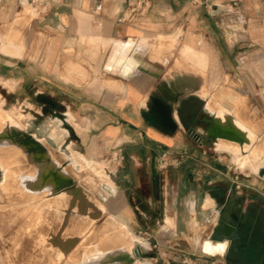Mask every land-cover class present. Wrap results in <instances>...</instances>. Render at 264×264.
I'll use <instances>...</instances> for the list:
<instances>
[{"label":"crops","instance_id":"1","mask_svg":"<svg viewBox=\"0 0 264 264\" xmlns=\"http://www.w3.org/2000/svg\"><path fill=\"white\" fill-rule=\"evenodd\" d=\"M233 1L202 0V6L194 7L189 0H151V8L127 24L117 18L126 11L128 0H44L43 7L32 0H0V48L10 41L24 44L21 55L0 49V79L17 85L26 79L41 80L66 101L75 100L78 115L90 117L91 130L97 132L91 142L87 138L84 143L87 154L97 143L98 150L116 149L114 159L120 157V163L171 160L184 163L190 176L192 167L199 164L226 176L222 165L201 157L199 150L206 136L218 140L211 135L214 117L205 114L210 113L207 104L196 94L203 76L194 70H177L180 57L170 56V49L159 38H173L168 45L178 42L173 50L191 57L183 67L203 68L215 55L224 67L230 68L231 62L239 67L242 51H264V0H243L232 8ZM29 7L34 16L25 25L26 42H20L16 39L20 27L12 24ZM229 35L235 41L227 39ZM69 64L80 72H68ZM68 103L61 102L64 109H69ZM133 148L143 154H130ZM104 156L112 157L107 152ZM196 168V186L207 188L201 215L206 221L213 214L209 232L204 238L197 237L196 244L211 257H224L228 251L211 254L204 252L203 244L222 217L235 219L247 227L245 241L259 252L241 264H264V227L259 226L264 210L257 213L242 199L232 203L235 194H242L241 186L244 193L246 188L264 190V178L239 182L237 176L227 175V181L217 183L208 171L198 173ZM188 205L192 222L200 226L195 196L189 197ZM249 209L253 211L250 215ZM157 222L167 223V219Z\"/></svg>","mask_w":264,"mask_h":264},{"label":"rangeland","instance_id":"2","mask_svg":"<svg viewBox=\"0 0 264 264\" xmlns=\"http://www.w3.org/2000/svg\"><path fill=\"white\" fill-rule=\"evenodd\" d=\"M33 16V10L29 7L16 17L17 20L12 25L20 27V32L17 38L15 37L18 41L26 42L25 25ZM159 39L161 45H167L165 48L170 49L168 50L170 56L180 57V61H177V70H194L203 76V80L198 82L199 90L196 94L207 106L210 104L211 109L218 113L223 122L233 119L239 131L248 140L239 138L236 133L232 137L217 138V141H212L207 136L204 138L205 144L199 149L203 152L201 157L205 156L210 162L222 165L224 171L221 170L226 176L201 164L197 168L192 167L193 175L190 176L185 170L184 163H173L171 160L170 162L162 160L155 164L120 163V157L114 159L116 149L98 150L97 143L93 152L87 154L84 143L87 138L91 142L97 132L91 130L90 117L78 115V105L75 100L66 101L65 97L61 98L57 90L41 80L26 79L25 82L17 85L14 81L0 79V126L3 128L0 131V141H5L4 144L7 145L5 151L8 150V153L1 152L6 157H3L4 165L7 166L12 181V194L8 195L2 190L4 173L0 167V264H8V260L5 259H7L6 253L11 250L13 244L10 239L17 237L16 227L23 226L30 214L18 209L26 202L23 195L33 190L38 193L47 188L50 189L47 195L51 196L50 198L70 197L72 211L64 229L74 240L72 247L63 258L59 262L52 260L50 264H81L92 253L104 254L107 248L119 244L124 237L125 228L147 244H127L130 247L129 252L112 257L110 260L112 264L119 262L120 264H235L226 256L211 257L203 253L200 245L195 242L197 237L204 238L209 232L211 228L209 220L213 214H208L206 221L201 215V202L207 194V188L205 184L196 186L194 172L195 168L198 173L208 171L217 183L227 181L228 176H237L238 180H236L239 182L258 177L264 178V163L256 170L258 163L252 159L254 152L247 151L251 147L256 151L260 150L261 154L262 151L264 153V51L246 53L242 51L239 67L232 62L230 68L224 67L221 59L215 55L207 59L205 67L191 69L182 66L183 63L189 64L191 57L184 56L182 50L181 54L178 50H173L178 48V42L171 47L168 44L173 42V38L161 36ZM227 39L231 42L235 41L230 35ZM235 39L238 40L236 36ZM218 42L222 44V40ZM20 45L24 47V44ZM237 54L239 52L230 56L234 58ZM224 56L227 57V54ZM67 70L70 73L80 72L73 64H69ZM61 102H69L68 106L72 107V111L70 107L64 109L65 106ZM213 105L216 109H213ZM205 114L214 117L208 111ZM58 127L67 132L62 131V138L55 139L51 135ZM231 139H236L240 144L237 154L221 149L222 140L236 148L237 143ZM230 140L233 142L231 143ZM10 144L17 145L13 147ZM8 148L15 154H10ZM106 152L112 157L107 159L104 156ZM80 153L86 159L99 164L101 169H87L84 164L75 163L73 157ZM129 153L143 154L141 149L137 148L129 150ZM61 174L70 182L59 190L54 184L56 177ZM32 176L43 178L40 180L43 182L41 190L28 185ZM195 186L198 193L196 195ZM243 189L241 186L238 191L242 194H235L232 197V203L236 204L242 199L251 203L257 213H261V210H264V190L257 192L246 188L248 192H245L247 194L245 197ZM191 196L197 199V217L200 226H195L192 222L188 205ZM262 214L264 215V212ZM217 217L218 212L213 217L214 225H217ZM159 218L165 221L167 219V223L157 222ZM117 220L124 226H119ZM173 223H176V226H173ZM112 224L113 226L117 224L119 231L123 230L120 231L123 234L122 238L121 234L116 233L118 226L115 225L117 226L115 229L112 228ZM1 249L5 251L2 252ZM133 249L135 252L136 250L140 252L137 258L133 256Z\"/></svg>","mask_w":264,"mask_h":264},{"label":"bare ground","instance_id":"3","mask_svg":"<svg viewBox=\"0 0 264 264\" xmlns=\"http://www.w3.org/2000/svg\"><path fill=\"white\" fill-rule=\"evenodd\" d=\"M180 38H181V34L178 35L179 40H180ZM23 48L24 47L20 44H13V43L8 42V44L7 43L3 44V46L0 49L3 50L4 52H7V53L13 54L14 52H16V53H20V55H21ZM11 49H14V51ZM206 107L210 111V113H212L214 115V126L211 130V135L213 137H215V138H220V137L222 138L225 136L232 137L236 133L237 136L239 135V138L241 137L244 140L247 139L239 131V129L236 126V123H235V121H233V119L232 120L228 119V121L223 122V120L218 115V113L214 112L211 109L210 104ZM214 108L216 109L215 106L213 107V109ZM226 108H227V106H226ZM230 112H231V110H230ZM3 113H5V112L3 111ZM6 114H7V112H6ZM18 116H20V115H18ZM9 120H11V119H9ZM15 122L17 123V121H15ZM2 124H3V121H2ZM11 124H12V122H11ZM19 124H20V122H19ZM0 125H1V121H0ZM15 125H17V124H15ZM2 127H5V126H2ZM0 128H1V126H0ZM2 130H3V128L0 129V131H2ZM62 131L67 132V131L63 130L62 128H59V127L55 128L53 130V133L51 136H53V138H55V139L62 138V136H63ZM228 137H227V141L229 139ZM223 139H225V138H223ZM231 140H235L234 142H236V143L238 142V141H236V139H231ZM219 141H220V139H219ZM227 141L222 140L223 145L221 146V149L228 150V151L232 152L233 154L239 153V150L237 148L240 149V144L237 143L236 145H238L239 147L237 146L236 148H233L232 147L233 145L228 143L229 141L228 142ZM246 141H248V140H246ZM4 142H3V140L0 141V143H1V145H0V147H1V150H0V167L4 173V178L2 181V187H3L2 190H4L9 195V194H12L11 193V189H12L11 182L12 181L10 178V173L7 170V166L4 165L3 157H5V156H3V155L6 154L5 152L8 153V150L5 151L6 150L5 147L7 145L4 144ZM6 142H7V140H6ZM232 142L233 141H231V143ZM8 144H9V142H8ZM2 145L4 146L3 148H5L4 150H2L3 149ZM10 145L15 147L17 144L15 146L12 144H10ZM234 146H235V144H234ZM17 147H19V146H17ZM8 149H10V148H8ZM17 150H19V148H17ZM1 151H3L4 154H2ZM11 151H13V150L10 149L9 153L13 154L14 152H11ZM247 151H250L252 153L254 152L252 159L257 161L258 167H256V170H258L259 166L262 163H264L263 151L261 154L260 150H259L260 151L259 152V151H256L254 149H251V147L248 148ZM246 153H248V152H246ZM241 156H242V154H241ZM73 158H75L74 159L76 161L75 163H81L82 165L84 164V166H86L85 168H87V169H90V168L96 169V170L101 169V166L99 164H96L94 161L92 162V161L86 159L84 157V155L81 153L78 154V156L73 157ZM254 169H255V165H254ZM33 172L35 173L36 171H33ZM100 173L103 174V171L101 172V170H100ZM41 179H43V178H41V177L35 178V176H32V178L29 179L28 185L33 187V188H39V190H41L43 187V182L40 181ZM56 179H57L56 184H54L56 189L61 190V189H63L64 186L69 185L70 181L68 179H66L62 174L58 175L56 177ZM25 191H27V190H25ZM33 191H30L27 194L23 195V198L26 202L24 203V205L22 207L18 208L19 211L23 212L25 210V211L29 212L30 214L28 215L27 219L25 218L26 223L23 226L20 225L21 226L20 228H19V226L16 227V229L18 228L17 229L18 232H16L17 234L15 232L14 233L16 234L17 237L14 239H10L13 242L11 250L9 249L10 251L8 253L5 252L6 256H7V259H5V260H8V264H50V262H52V260H56L57 262H59L60 259L63 258V255L65 253H67V251L72 247L71 245L74 242V240L69 237V235H68L69 232H66V230L64 229L66 227V222L70 219V214L72 211V209L70 208V206L72 205L71 199H69L70 197L64 198L62 196H55L54 199L50 198L51 196L50 197L47 196V195H49L48 192H50L49 188L45 189L44 191H40L38 193H35ZM20 197H22V196H20ZM74 210H76V209H74ZM71 217H72V215H71ZM117 222L120 224L119 226H121V227L124 226V224L122 222H120L118 220H117ZM217 223H218V217H217ZM115 225H117V224H115ZM115 225L113 226V224H112L111 225L112 228L115 227V229H116V227L118 225L117 226H115ZM119 226L117 229L118 231L116 233L119 235L121 234L120 235L121 238L123 237V234L120 231L124 230L123 239H121V240L118 239V240H120L119 244L115 247L107 248V250L104 252V254L97 253V252L92 253L90 256H87V258L84 259L81 262V264H112L110 261L112 257H115L118 254H124V253L127 254L129 252L130 247L127 246V244H130V243L132 245L136 244V243H140L143 245L147 244L144 241H142L141 239H139L136 235H134L129 229L125 228V229L119 231V229H120ZM16 229H15V231H16ZM117 234H115V235H117ZM111 237H112V235H111ZM8 239H6V240H8ZM8 241H6V242H8ZM229 244H230V240H228V239H224L222 241H219V240H213L211 237V238L207 239V241L203 244V248L205 249L204 252H208L211 254L226 253L229 249ZM6 247H8V246H6ZM1 251H2V249H1ZM3 251H5V250H3ZM132 251H133L134 258H137L139 256L140 252H138V250H136V252H135L134 249ZM3 258H5V257H3ZM119 264H120V262H119Z\"/></svg>","mask_w":264,"mask_h":264},{"label":"water","instance_id":"4","mask_svg":"<svg viewBox=\"0 0 264 264\" xmlns=\"http://www.w3.org/2000/svg\"><path fill=\"white\" fill-rule=\"evenodd\" d=\"M214 123L212 124L213 128ZM237 221L226 220L222 217L219 220L218 226L213 232L212 239L222 241L224 239L230 240L229 250L227 254L231 258L240 259V248L243 247V242L240 235L236 231Z\"/></svg>","mask_w":264,"mask_h":264},{"label":"built area","instance_id":"5","mask_svg":"<svg viewBox=\"0 0 264 264\" xmlns=\"http://www.w3.org/2000/svg\"><path fill=\"white\" fill-rule=\"evenodd\" d=\"M194 7H200L203 5L202 0H189ZM243 0H234L231 4V7H237ZM40 7H43L45 2L44 0H32ZM102 6L99 5L98 9H101ZM151 8V0H128V6L126 11L117 18L119 23H132L134 18L139 14L147 11Z\"/></svg>","mask_w":264,"mask_h":264},{"label":"flooded vegetation","instance_id":"6","mask_svg":"<svg viewBox=\"0 0 264 264\" xmlns=\"http://www.w3.org/2000/svg\"><path fill=\"white\" fill-rule=\"evenodd\" d=\"M253 212L252 209H249L248 214L250 215V213ZM248 224V223H246ZM260 228L264 227V219H262L260 221L259 224ZM246 228L245 226H240V225H236V231L237 233L240 235L241 240L243 242V247L240 248V259H235V258H231L227 253H226V257L228 259H230L232 262H234L235 264H241L243 261H248L250 259V257H254V256H258L259 252L257 250H253L251 247V244L249 242H247L248 240L244 237V233L246 232ZM247 240V241H245Z\"/></svg>","mask_w":264,"mask_h":264}]
</instances>
